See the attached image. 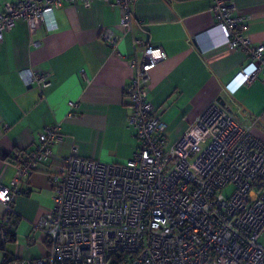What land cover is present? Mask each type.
<instances>
[{
    "label": "built area",
    "instance_id": "2783aa9c",
    "mask_svg": "<svg viewBox=\"0 0 264 264\" xmlns=\"http://www.w3.org/2000/svg\"><path fill=\"white\" fill-rule=\"evenodd\" d=\"M94 1L7 3L0 8V43L19 20L27 21L31 35L40 26L54 32L59 29L55 11L65 2L91 7ZM104 1L120 7L121 24L129 28L137 0ZM235 8L233 0H213L226 44L245 51L254 64L242 70L243 82L264 80V45L246 34L248 25ZM103 39L118 42L110 30ZM166 57L161 46L148 44L127 88L128 126L140 143L134 156L105 163L74 149L50 175L54 206L36 225L46 235L47 255L15 264H264V141L215 101L168 146L166 123L149 98L152 71ZM20 75L27 86L50 84L48 73L26 68ZM63 139L59 124L47 126L19 162L12 186L0 184L6 207L0 230L16 213L13 197L20 180L50 162L53 146Z\"/></svg>",
    "mask_w": 264,
    "mask_h": 264
},
{
    "label": "crops",
    "instance_id": "0c3cea01",
    "mask_svg": "<svg viewBox=\"0 0 264 264\" xmlns=\"http://www.w3.org/2000/svg\"><path fill=\"white\" fill-rule=\"evenodd\" d=\"M17 0H0V8ZM246 34L264 45V0H233ZM213 0H137L129 28L122 11L104 0L91 7L65 2L55 11L59 29L40 26L31 35L19 20L0 43V184L12 186L18 158L31 151L47 126L60 125L64 136L53 158L28 179H21L14 210L17 241L2 253L38 259L49 248L36 227L54 206L50 175L74 153L105 163H125L139 140L128 126L127 88L139 70L148 44L161 46L166 58L152 71L149 98L166 123L174 144L213 102L235 112L264 141V80L245 84L242 70L254 64L243 50L225 42L212 11ZM110 30L117 45L103 39ZM33 41L36 45H33ZM48 73L50 84L27 86L20 71ZM77 107L71 108L70 103ZM69 114L71 116L69 117ZM6 214L0 200V219ZM15 264V263H11Z\"/></svg>",
    "mask_w": 264,
    "mask_h": 264
},
{
    "label": "trees",
    "instance_id": "16d2710c",
    "mask_svg": "<svg viewBox=\"0 0 264 264\" xmlns=\"http://www.w3.org/2000/svg\"><path fill=\"white\" fill-rule=\"evenodd\" d=\"M28 154V152L26 153ZM25 155H22L21 158H18L16 163L19 164L21 162L22 158ZM19 221V217L15 213L11 217V221L4 223L2 229L0 230V251L6 250V246L9 243H14L17 241V234H16V227ZM18 258L16 255L8 254L6 253L4 260L0 261V264H11L15 263Z\"/></svg>",
    "mask_w": 264,
    "mask_h": 264
},
{
    "label": "rangeland",
    "instance_id": "374dc122",
    "mask_svg": "<svg viewBox=\"0 0 264 264\" xmlns=\"http://www.w3.org/2000/svg\"><path fill=\"white\" fill-rule=\"evenodd\" d=\"M200 151H201V148H200ZM229 192H230V190H228V193H229ZM260 241H261V243L264 244V234H263V236L261 237ZM48 251H49V248H48V249L46 248V253H45L43 256L47 255ZM30 260H32V259H30ZM0 261H2V253L0 254Z\"/></svg>",
    "mask_w": 264,
    "mask_h": 264
}]
</instances>
